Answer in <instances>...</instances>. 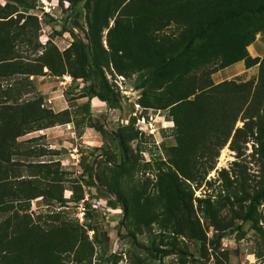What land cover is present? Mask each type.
<instances>
[{"label":"rangeland","instance_id":"1","mask_svg":"<svg viewBox=\"0 0 264 264\" xmlns=\"http://www.w3.org/2000/svg\"><path fill=\"white\" fill-rule=\"evenodd\" d=\"M0 16L15 33L10 53L0 55L11 56L12 62L0 76V102L36 100L41 108L59 112L60 118L70 121L18 138L22 151L29 146L44 150L45 156L39 159L59 161V170L64 172L63 197L68 201L62 206L53 199H33L28 210L33 221L55 225L65 221L66 228L77 227L71 231L76 239L85 238V234L89 241H93V231L84 232L82 225L96 226L93 255H82L86 264H264V201L249 219L245 218L246 202L243 207L233 205V190L240 194L243 187L253 192L262 178L255 151L258 145L254 146L253 140L242 143L238 157L229 140L199 187L189 182L182 186L186 199H191L193 218L199 220L203 237L182 236L165 211L174 201L172 193L159 185V169L167 170L163 146L175 144L174 122L168 108H159L152 94L155 89L159 91L158 82H149L152 68L129 67L117 50L114 17L101 29L100 41L95 44L89 40L90 12L82 5L70 10L68 1L25 0L18 4L0 0ZM69 30L88 46L93 71L90 80L52 75L47 68L28 75L12 67L35 63L40 56H63L72 41ZM175 30L170 27L166 32ZM248 52L252 57L264 56V31L256 35ZM257 74L258 65L246 68L239 61L216 71L211 78L218 83L256 78ZM99 94L108 101L101 100ZM47 121L41 120L38 125ZM236 125L242 122L238 120ZM119 138L125 147H121ZM223 168L229 170L235 189L228 180L220 179L218 172ZM21 169L20 174H31L25 167ZM97 177L124 192L128 213L123 215L116 194L107 192ZM71 186L76 187V193ZM81 194L83 199L76 203L75 195ZM197 198L209 200L219 210L222 224L233 227L232 233L218 243L222 231L211 225V215L202 211L203 203L199 206ZM160 249L163 252L159 253ZM75 259L72 253L65 255L66 264H79Z\"/></svg>","mask_w":264,"mask_h":264},{"label":"trees","instance_id":"2","mask_svg":"<svg viewBox=\"0 0 264 264\" xmlns=\"http://www.w3.org/2000/svg\"><path fill=\"white\" fill-rule=\"evenodd\" d=\"M13 1L20 4L25 0ZM60 1H68L70 10L82 5L90 12L91 43H99L101 29L114 17L117 50L128 60V66L152 68L149 82L159 83V91L155 89L152 94L160 103L159 108H168L174 122L175 144L163 146L167 170L159 169V185L172 193L174 201L165 211L173 217L178 233L202 239L199 220L193 218L191 199H186L182 186L189 182L199 187L215 167L219 150L229 140L237 157L242 143L253 140V145H258L255 151L261 162L262 178L253 192L242 187L239 194L233 190L229 170L223 168L218 172L220 179L228 180L232 187L233 205L243 207L246 202L245 218L249 219L264 201V56L252 57L248 52L256 35L264 31V0ZM170 27L176 30L167 33ZM69 31L72 41L63 56H40L35 63L12 67L28 75L40 74L47 68L52 75L68 74L73 80H90L93 71L88 46ZM14 36L8 22L0 20V55L10 53ZM10 58L0 56V76L12 63ZM239 61L246 68L258 65L256 78L218 83L212 80L213 73ZM99 97L108 101L103 94ZM58 115L59 112L41 108L36 100L22 104L0 102V264H66L65 255L69 253L74 255L75 262L86 264L82 255H93L96 226L82 225L84 232L93 231V241L87 240L85 234V238L78 240L71 233L77 227L66 228L65 221L59 225L35 222L28 211L33 199H53L62 206L68 201L63 197L64 172L59 170V161L39 159L46 152L32 146L22 151L18 140L29 132L70 122ZM46 119V123L38 125ZM238 120L241 126L236 125ZM119 143L125 147L120 138ZM107 161L115 163L111 158ZM22 167L31 174H20ZM97 178L107 192L116 194L123 215L128 213L124 192ZM71 187L76 193V187ZM82 199V194L75 195L76 203ZM197 202L199 206L203 203L202 211L211 215V225L222 231L217 243L232 233L233 227L222 224L219 210L209 200L197 198ZM173 203L176 204L170 208Z\"/></svg>","mask_w":264,"mask_h":264},{"label":"crops","instance_id":"3","mask_svg":"<svg viewBox=\"0 0 264 264\" xmlns=\"http://www.w3.org/2000/svg\"><path fill=\"white\" fill-rule=\"evenodd\" d=\"M249 47V46H248Z\"/></svg>","mask_w":264,"mask_h":264}]
</instances>
